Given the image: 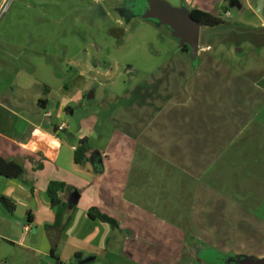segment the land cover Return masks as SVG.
Returning a JSON list of instances; mask_svg holds the SVG:
<instances>
[{
    "label": "crops",
    "instance_id": "1",
    "mask_svg": "<svg viewBox=\"0 0 264 264\" xmlns=\"http://www.w3.org/2000/svg\"><path fill=\"white\" fill-rule=\"evenodd\" d=\"M179 1L174 7L199 9L224 21L215 28L223 30L215 43L201 42V27L192 60L196 67L216 65V71L229 72L249 51L248 80L242 85L255 88L248 107L259 106L252 116H261L256 122L263 127L264 0ZM31 44L0 34V158L24 168L17 179L0 176V197L14 206L11 212L0 203V264H230L218 253L217 237L236 217L255 226L250 212L264 203V189L258 190L264 181L256 186L264 134L244 135L245 129L237 128L228 136L223 101L200 99L193 112L185 100L152 102L144 93L134 97V90L129 96L136 101L126 105L136 108L134 117H117L121 126L101 127L83 101L87 73L73 62L58 74L57 59ZM51 71L56 80L43 78ZM75 76L81 80L75 82ZM194 77L185 87L207 85ZM231 80L241 84L240 72ZM76 107L86 108L79 120ZM83 138L91 150L87 162L76 164L74 152ZM240 172L247 173L241 180ZM51 181L66 184L58 193L67 205L58 223L48 194ZM74 191L79 198L70 209ZM91 207L116 219L119 228L89 217Z\"/></svg>",
    "mask_w": 264,
    "mask_h": 264
},
{
    "label": "rangeland",
    "instance_id": "2",
    "mask_svg": "<svg viewBox=\"0 0 264 264\" xmlns=\"http://www.w3.org/2000/svg\"><path fill=\"white\" fill-rule=\"evenodd\" d=\"M165 1L173 6H180L181 3L179 0ZM134 2L135 0H13L0 23V34L4 32L11 42L31 39L33 48L47 50L48 57L57 59L53 63L59 69L58 74L63 65L78 63V70L87 73L89 78L87 92L95 91L93 100H83L85 107L90 116H96L101 127L108 128L110 122L115 127L121 126L116 122L117 117H134L131 115L136 108L126 107L130 102L136 101V98L129 96L134 90V97L144 93V97L152 102L185 100L193 112L198 109L196 107L201 103L200 99L203 103L205 99L223 101L221 114L224 123L229 125L231 122L229 128L228 125L225 126V130L231 128L227 130L228 136L235 134L237 128L245 129L244 135L251 131H258L256 135L264 134V126L261 127L256 122L262 119L261 116H252L259 106L248 107L255 88L242 85V82L246 84L248 80L246 65L250 60L249 51L241 56L242 60L229 72L219 68L216 71V65L196 67L190 53L181 50L180 41L172 36L170 28L154 19H143L135 10L137 8L139 11L143 0H137L136 4ZM236 14L233 9L231 21L236 20ZM201 33L202 43L205 40L215 43L222 37L223 30L203 27ZM14 45L19 47L18 44ZM24 46L30 47V44ZM33 53L26 51L24 54ZM238 71L241 84L231 80V76L238 74ZM54 73L55 71L45 73L43 78L52 81ZM193 73L194 78L199 76L201 86L207 85L197 88L190 83L189 87H185ZM7 77L9 76L3 79ZM75 78L76 76L73 79ZM63 79L70 81L68 76ZM80 80L77 77L74 81ZM116 105L121 108H116ZM84 110L76 107V120L82 118ZM67 117L73 118L70 115ZM254 152L253 146L250 154ZM257 157L256 186L260 184L258 181H264V156ZM246 174L240 172L238 179H243ZM254 175L251 170L249 178ZM263 189L262 182L258 190ZM250 213L255 216L252 221L254 227L249 225L248 219L239 220L236 217L230 219V229H222L223 234L217 237L218 253L225 256V261L237 256L264 257V203ZM234 222L239 226L235 227ZM213 256L215 257L214 253L210 252L211 260Z\"/></svg>",
    "mask_w": 264,
    "mask_h": 264
},
{
    "label": "water",
    "instance_id": "3",
    "mask_svg": "<svg viewBox=\"0 0 264 264\" xmlns=\"http://www.w3.org/2000/svg\"><path fill=\"white\" fill-rule=\"evenodd\" d=\"M143 19H154L166 26L172 32V36L182 46H188L192 60L195 61L199 49L201 23L195 20L185 7H174L165 0H144L139 9ZM95 92L87 94V99H93ZM101 161V160H99ZM79 192L74 191L68 200V207L73 208L78 201ZM230 264H264V257L237 256L227 258Z\"/></svg>",
    "mask_w": 264,
    "mask_h": 264
},
{
    "label": "trees",
    "instance_id": "4",
    "mask_svg": "<svg viewBox=\"0 0 264 264\" xmlns=\"http://www.w3.org/2000/svg\"><path fill=\"white\" fill-rule=\"evenodd\" d=\"M191 16L199 21L202 26L208 28H216L224 24L222 16H215L209 12L202 11L199 9H193L190 11ZM182 51H189L188 46H183ZM40 103L42 104L43 101L41 100ZM90 147L88 145V140L83 138L80 140L79 145L76 147L74 152V161L76 164H83L88 161V154L90 152ZM24 172L23 165L15 160H7L4 158H0V176H3L8 179H17L19 178ZM66 188V184L63 182L58 181H51L48 186V194L51 198V203L53 207H57L56 213V221L60 220V216L62 211L67 208L65 203H62L58 197V193ZM0 203L9 211L14 210V206L4 197H0ZM63 210H60L62 209ZM89 217L95 219H99L103 222L109 223L113 228H119V223L113 217L101 212L96 207H91L88 210ZM56 264H60V262H56Z\"/></svg>",
    "mask_w": 264,
    "mask_h": 264
},
{
    "label": "built area",
    "instance_id": "5",
    "mask_svg": "<svg viewBox=\"0 0 264 264\" xmlns=\"http://www.w3.org/2000/svg\"><path fill=\"white\" fill-rule=\"evenodd\" d=\"M13 0H0V23L4 17V15L6 14L7 10H8V7L10 5V3L12 2ZM64 129V126H60L58 127V130L61 131Z\"/></svg>",
    "mask_w": 264,
    "mask_h": 264
},
{
    "label": "flooded vegetation",
    "instance_id": "6",
    "mask_svg": "<svg viewBox=\"0 0 264 264\" xmlns=\"http://www.w3.org/2000/svg\"><path fill=\"white\" fill-rule=\"evenodd\" d=\"M133 8H131V10H132ZM135 10H136V8H135Z\"/></svg>",
    "mask_w": 264,
    "mask_h": 264
}]
</instances>
